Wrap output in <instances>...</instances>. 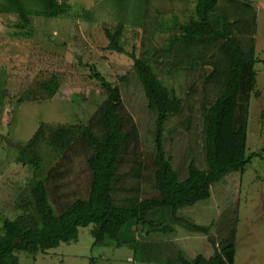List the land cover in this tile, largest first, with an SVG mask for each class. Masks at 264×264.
Listing matches in <instances>:
<instances>
[{"label":"trees","instance_id":"16d2710c","mask_svg":"<svg viewBox=\"0 0 264 264\" xmlns=\"http://www.w3.org/2000/svg\"><path fill=\"white\" fill-rule=\"evenodd\" d=\"M222 2L196 0L194 14L187 20L174 16L163 25L169 37L162 55L174 57L182 72L203 71L199 83L208 94L201 104L204 166L193 159L188 176L182 178L173 165L164 142L166 124L184 113L186 99L164 82L153 60L126 49L122 41L125 24L121 21L115 31L106 30L108 48L133 58L148 108L156 115V154L151 174L157 192L144 196L147 165L142 135L121 88L106 81L92 66L94 76L104 83V93L90 122L42 123L19 147L17 161L34 176L44 168L45 151L51 150L57 161L50 164L44 177L34 181L15 219L0 215L4 230L0 264H22L18 255L21 251L46 252L75 242L81 228L89 226H93L94 246L126 245L138 264H236V223L220 242L211 237L215 251L209 258L199 254L190 259L168 242L150 239L161 231H173L167 216L181 224L178 213L182 208L209 200L213 185L232 173L244 174L255 156L248 154V140L251 100L258 83L257 12L245 3L246 11L231 14L227 9L214 16ZM74 11L75 5L67 0H0V14L18 15V27L24 29L30 26L32 16L68 18ZM199 88L196 85L190 94L201 93ZM60 91L61 80L53 76L39 83L21 102L47 101ZM72 154L83 155L91 172L89 189L83 196L71 186L72 181L64 180L72 172L68 163L74 160ZM189 225L194 232L210 234L208 226ZM138 232L144 233V240Z\"/></svg>","mask_w":264,"mask_h":264},{"label":"rangeland","instance_id":"374dc122","mask_svg":"<svg viewBox=\"0 0 264 264\" xmlns=\"http://www.w3.org/2000/svg\"><path fill=\"white\" fill-rule=\"evenodd\" d=\"M67 1L75 5L70 17L32 16L30 26L25 29L18 27L21 23L18 15L0 14V215L3 217L15 219L21 213L19 207L30 195L34 181L44 177L50 164L57 161L51 150L45 151L44 168L34 176L17 161L20 145L28 142L42 123L88 124L99 110L104 83L94 76L92 66L106 81L121 88L142 135L147 165L144 196L157 192L151 174L156 154V115L148 108L133 58L108 48L106 30L115 31L121 21L125 24L122 41L126 49L153 60L164 82L186 99L184 113L170 118L166 124L164 142L173 165L182 178L188 176V165L193 159L204 166L201 104L208 94H204L199 83L203 71L200 68L182 72L177 69L174 57L162 55L169 37L164 23L174 16L187 20L190 15L185 11L193 5L188 0ZM245 3L257 12L260 60L256 65L257 93L251 100L248 140V154L255 156L244 174L232 173L213 185L209 200L182 208L178 213L181 224L167 216L173 231L167 229L150 237L183 250L190 259L199 254L209 258L215 251L211 237L220 242L236 223V264H264V0H223L214 16L227 9L231 14L246 11ZM53 76L61 80L57 96L43 102H21L39 83ZM196 85L201 93L190 94ZM72 156L74 160L68 162L72 172L64 180L72 181L71 186L83 196L89 189L91 172L83 155ZM3 217L0 236L4 231ZM189 223L210 227V234L192 231ZM92 227L81 228L77 241L58 248L18 252L20 260L22 264H138L134 252L126 245L94 246ZM137 234L144 238V233Z\"/></svg>","mask_w":264,"mask_h":264},{"label":"crops","instance_id":"0c3cea01","mask_svg":"<svg viewBox=\"0 0 264 264\" xmlns=\"http://www.w3.org/2000/svg\"><path fill=\"white\" fill-rule=\"evenodd\" d=\"M189 1V3L191 4V5H193V7L192 8H189V9H187L186 11H185V14L186 15H193L194 14V9H195V5H196V0H188ZM188 13V14H187ZM257 51H258V48H257ZM257 57H258V54H257ZM260 60V59H259ZM258 64V62L256 63V65ZM257 74H258V72H257ZM133 251V250H132ZM213 255V254H212ZM211 255V256H212Z\"/></svg>","mask_w":264,"mask_h":264}]
</instances>
